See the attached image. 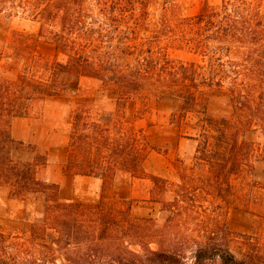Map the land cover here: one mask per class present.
Here are the masks:
<instances>
[{"label":"trees","instance_id":"trees-1","mask_svg":"<svg viewBox=\"0 0 264 264\" xmlns=\"http://www.w3.org/2000/svg\"><path fill=\"white\" fill-rule=\"evenodd\" d=\"M94 1L100 15L107 21H116L118 10L125 16L136 3L144 8L140 17L148 18L147 3L153 0ZM84 4L85 0H0V18L5 13L13 15L16 10L30 14L41 22L39 34L47 35L57 54L63 53L67 58L63 63L45 58L36 43L21 33L0 52V60L5 61L3 67L16 75L15 79L0 76V185L8 186L12 197L22 199L28 194L45 193L48 209L56 213L76 205L61 201L59 183L38 176L47 165L46 152L15 138L10 128V119L28 115L35 100L66 94L67 84L58 85L60 73L69 78L118 81V108L151 80L167 82L168 91L182 100L180 108L186 111L196 106L201 85L214 87L225 99L223 108L219 115L207 109L203 112L201 132L195 137V165L204 167L207 173L197 177L180 172L181 182L175 184L173 199L162 201L163 210L169 213L171 221L195 218L203 227L193 238V264H213L216 260L221 264H259L249 261L256 260L254 255L239 258L231 251L219 234L218 224H211L213 215L201 208L199 198L223 199L226 191L245 195L244 188H237L235 182L254 167L256 160L264 159V0H222L220 6L207 7L191 17L179 16L176 3L166 6L163 21L170 23L167 26L172 27L171 36L184 37L187 30L194 31L192 38L186 40L196 52L208 56L209 63H178L153 39L141 37L139 47L135 46L137 62L126 67L116 62L114 52L118 46H113L112 52V46L105 43L104 38L110 37L105 33V25L110 23L92 16ZM58 18L62 28L59 32L54 29ZM122 43V56L135 55L131 44ZM144 53H149L150 58H141ZM77 90L78 84L73 88ZM77 101L82 104L88 98L78 97ZM97 117L93 120L92 111L85 105L71 112L64 165L67 174L102 180L101 200L94 207H101L106 186L112 185L120 174L150 179L167 192V180L146 170V160L156 148L144 132L132 125L114 136L109 116ZM24 152L33 153V158L16 156ZM204 210L206 218L201 219ZM112 223L108 220L104 225L111 227ZM187 244H191L189 240L168 247L158 243L156 250L148 246L146 257L139 255L141 259L133 264H186ZM118 264L125 262L120 260Z\"/></svg>","mask_w":264,"mask_h":264},{"label":"rangeland","instance_id":"rangeland-1","mask_svg":"<svg viewBox=\"0 0 264 264\" xmlns=\"http://www.w3.org/2000/svg\"><path fill=\"white\" fill-rule=\"evenodd\" d=\"M173 3L177 5L179 16L191 17L207 7L220 6L222 0H153L147 3L149 17L146 19L140 17L144 8L136 3L125 16L118 10L116 21H107L100 15L94 0H85L84 5L92 16L110 23L105 25V33L110 37L104 39L106 45L112 46V52L113 46H118L114 53L121 67L136 64L139 57L135 46L139 47L141 37L153 39L155 45L178 63L207 65L209 57L196 52L186 40L192 38L194 31L187 30L184 37L171 36L172 27L167 26L170 23L163 18L165 7ZM6 14L0 18V52L21 33L36 43L38 52L45 58L66 62V56L57 54L48 36L39 34L41 22L38 19L18 10L13 15ZM54 29L58 32L62 29L60 18ZM122 41L132 45L135 55H121ZM149 56L144 53L140 57L149 59ZM4 62L0 60V76L15 79V73L3 67ZM58 82V85L67 84L68 91L63 97L35 100L28 115L10 119V128L15 138L46 152L48 162L38 176L59 183L61 201L76 205L56 213L48 209L45 193L28 194L22 199L12 197L10 188L0 185V264H118L120 260L133 264L141 255L146 257L148 246L156 250L158 243L168 247L188 240L191 244L186 245L184 262L193 264V238L198 237L203 227L195 218L187 222L181 217L171 221L169 213L163 210L162 201L173 199L175 184L181 182L180 172L187 171L197 177L207 173L204 167L195 165L198 144L195 137L201 132V118L206 109L220 114L225 101L223 96L214 87L201 85L196 106L186 111L180 108L182 100L168 91L167 82L151 80L118 108V81L69 78L66 73H60ZM77 84L79 90L73 91ZM78 97L88 98V102L78 104ZM82 105L92 111L93 120L98 114L109 116L114 136L132 125L144 132L156 148L146 160V170L167 180V192L150 179L120 174L112 185L106 186L101 207H94L101 200L102 180L70 175L64 170L70 135L67 121L71 112ZM16 156L29 159L34 154L24 152ZM254 164L235 182L237 188H244L245 195L226 191L223 199L202 196L199 204L213 215L211 224H218L221 238L233 253L239 258L254 255L256 260L249 261L264 264V159ZM205 210L201 212V219L206 218ZM108 220L113 222L110 228L104 225ZM213 264L221 263L216 260Z\"/></svg>","mask_w":264,"mask_h":264},{"label":"crops","instance_id":"crops-1","mask_svg":"<svg viewBox=\"0 0 264 264\" xmlns=\"http://www.w3.org/2000/svg\"><path fill=\"white\" fill-rule=\"evenodd\" d=\"M87 177H89V176H87Z\"/></svg>","mask_w":264,"mask_h":264}]
</instances>
